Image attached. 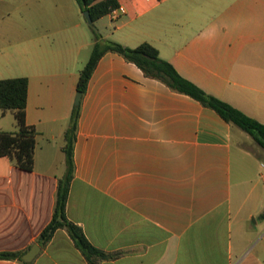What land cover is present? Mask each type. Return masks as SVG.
I'll list each match as a JSON object with an SVG mask.
<instances>
[{
  "label": "crops",
  "instance_id": "crops-1",
  "mask_svg": "<svg viewBox=\"0 0 264 264\" xmlns=\"http://www.w3.org/2000/svg\"><path fill=\"white\" fill-rule=\"evenodd\" d=\"M118 3L125 14L95 22L103 39L153 45L182 77L264 124V0ZM87 24L77 0H0V80H29L26 121L38 133L33 171L0 158V253L32 248L53 219L95 45ZM80 106L66 213L117 256L100 264H264V222L250 224L264 188L251 149L235 144L239 128L111 52ZM0 130L17 131L13 112L0 111ZM33 264L89 262L59 230Z\"/></svg>",
  "mask_w": 264,
  "mask_h": 264
},
{
  "label": "trees",
  "instance_id": "trees-1",
  "mask_svg": "<svg viewBox=\"0 0 264 264\" xmlns=\"http://www.w3.org/2000/svg\"><path fill=\"white\" fill-rule=\"evenodd\" d=\"M77 2L84 14L90 12L93 20L91 26L95 37L90 60L80 74L78 92H82L83 96L88 90L90 80L101 58L107 53H116L140 68L147 78L158 80L172 91L187 95L200 102L204 107L214 110L231 126L250 135L254 142L264 149V124L225 101L208 94L193 82L182 77L171 63L160 57L158 49L153 45L144 43L137 48H129L102 38L95 28V22L117 9L119 7L118 0H77ZM28 93L29 80L27 78L0 80V111L3 114L9 111L13 112L17 122V131L15 132L0 130V158H10L20 169L31 172L34 170L38 133L35 127L29 126L26 121ZM80 118L81 106H76L65 137L66 174L58 184L53 219L39 235L37 244L44 249L59 230H66L89 264H100V261L113 260L117 256L109 255L94 247L87 239L83 229L71 222L66 213L70 188L75 175L74 151ZM260 219L264 221V210ZM30 249L31 247L20 252L0 253V260L28 264L23 261V257Z\"/></svg>",
  "mask_w": 264,
  "mask_h": 264
},
{
  "label": "rangeland",
  "instance_id": "rangeland-1",
  "mask_svg": "<svg viewBox=\"0 0 264 264\" xmlns=\"http://www.w3.org/2000/svg\"><path fill=\"white\" fill-rule=\"evenodd\" d=\"M108 21V18L106 19ZM90 33L94 35L93 27L87 24ZM242 144L243 146L250 148L251 153L254 154V157L257 159L258 163V178L260 180L261 188H264V149L259 147L253 140V138L248 135L247 133L243 132L242 130H238L235 133V144ZM263 220L260 219V215L254 216L251 219V225L255 226L256 228L260 229L261 225L263 224Z\"/></svg>",
  "mask_w": 264,
  "mask_h": 264
},
{
  "label": "water",
  "instance_id": "water-1",
  "mask_svg": "<svg viewBox=\"0 0 264 264\" xmlns=\"http://www.w3.org/2000/svg\"><path fill=\"white\" fill-rule=\"evenodd\" d=\"M84 15H85L86 20L88 21V23L90 25H92L93 24V20L91 18L90 12H86ZM82 97H83V93L82 92H78L77 99H76V106L77 107L81 105ZM41 250H42V248L40 247V245H38V244L34 245L29 250V252L26 255H24L23 261L25 263H28V264L33 263L34 260L37 258V256L40 254Z\"/></svg>",
  "mask_w": 264,
  "mask_h": 264
},
{
  "label": "built area",
  "instance_id": "built-area-1",
  "mask_svg": "<svg viewBox=\"0 0 264 264\" xmlns=\"http://www.w3.org/2000/svg\"><path fill=\"white\" fill-rule=\"evenodd\" d=\"M126 11L123 7H119L115 10H113L110 15L113 19H117L118 17H120L121 15L125 14Z\"/></svg>",
  "mask_w": 264,
  "mask_h": 264
}]
</instances>
